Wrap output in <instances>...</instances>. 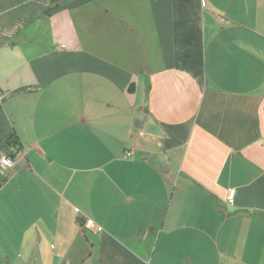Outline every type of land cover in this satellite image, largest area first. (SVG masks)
Masks as SVG:
<instances>
[{
	"label": "crops",
	"instance_id": "1",
	"mask_svg": "<svg viewBox=\"0 0 264 264\" xmlns=\"http://www.w3.org/2000/svg\"><path fill=\"white\" fill-rule=\"evenodd\" d=\"M59 2L0 0V264H264V0Z\"/></svg>",
	"mask_w": 264,
	"mask_h": 264
},
{
	"label": "built area",
	"instance_id": "2",
	"mask_svg": "<svg viewBox=\"0 0 264 264\" xmlns=\"http://www.w3.org/2000/svg\"><path fill=\"white\" fill-rule=\"evenodd\" d=\"M126 155L132 156L133 153L129 152ZM16 163L17 162L10 155L3 156L0 161V171L2 173H5L9 171L10 169L14 168ZM234 201H235V190L231 189L228 193V202L229 204H234Z\"/></svg>",
	"mask_w": 264,
	"mask_h": 264
},
{
	"label": "water",
	"instance_id": "3",
	"mask_svg": "<svg viewBox=\"0 0 264 264\" xmlns=\"http://www.w3.org/2000/svg\"><path fill=\"white\" fill-rule=\"evenodd\" d=\"M149 120H151V118H149ZM149 126H150V130H145L146 131V133H148V134H153V135H158L159 133L155 130V128H154V126H153V124L150 122L149 123Z\"/></svg>",
	"mask_w": 264,
	"mask_h": 264
},
{
	"label": "trees",
	"instance_id": "4",
	"mask_svg": "<svg viewBox=\"0 0 264 264\" xmlns=\"http://www.w3.org/2000/svg\"><path fill=\"white\" fill-rule=\"evenodd\" d=\"M52 2H53V5H52L51 8H56V7H58L59 4H60L59 0H52ZM130 90H131V91L134 90V86H131V87H130Z\"/></svg>",
	"mask_w": 264,
	"mask_h": 264
}]
</instances>
